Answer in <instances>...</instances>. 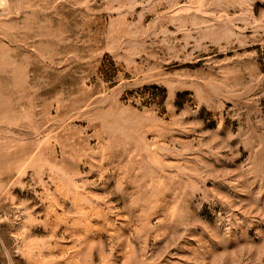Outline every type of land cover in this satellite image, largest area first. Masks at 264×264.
Returning <instances> with one entry per match:
<instances>
[{
  "label": "rangeland",
  "instance_id": "obj_1",
  "mask_svg": "<svg viewBox=\"0 0 264 264\" xmlns=\"http://www.w3.org/2000/svg\"><path fill=\"white\" fill-rule=\"evenodd\" d=\"M0 264H264V0H0Z\"/></svg>",
  "mask_w": 264,
  "mask_h": 264
}]
</instances>
